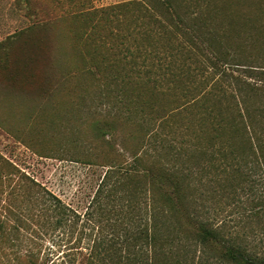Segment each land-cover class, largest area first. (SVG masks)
I'll return each instance as SVG.
<instances>
[{
	"label": "rangeland",
	"instance_id": "rangeland-1",
	"mask_svg": "<svg viewBox=\"0 0 264 264\" xmlns=\"http://www.w3.org/2000/svg\"><path fill=\"white\" fill-rule=\"evenodd\" d=\"M57 1L59 14L84 16L53 27L49 36L37 28L47 0H0V43L37 26L7 46L8 54L0 50V117H6L0 125V264H127L118 260L125 252L122 226L127 220L108 209L131 208V217L138 212L140 193L148 188L133 155L145 165L158 161L174 167L184 177L192 210L216 226L235 227L245 204L242 208L232 200V184L203 152L206 142L197 145L212 133L207 136L202 129L215 115L214 86L233 84L206 61L202 69H196L197 63L173 75L157 71L148 56L142 64L139 51L166 55L167 38L152 36L149 42L134 33L123 38L135 30L125 19L134 12L87 15L128 0ZM251 53L248 48L243 55ZM173 55L182 59L188 54ZM95 59L103 65L94 77L85 69L63 70L84 60L89 66ZM108 118L116 121L112 136L105 137L109 143L94 139L91 123ZM110 169L116 197L99 199L97 207L91 202ZM242 218V231L249 232ZM133 219L127 221L132 234L138 225ZM131 242L129 251L136 252ZM110 247L115 258L108 261L103 256Z\"/></svg>",
	"mask_w": 264,
	"mask_h": 264
},
{
	"label": "trees",
	"instance_id": "trees-1",
	"mask_svg": "<svg viewBox=\"0 0 264 264\" xmlns=\"http://www.w3.org/2000/svg\"><path fill=\"white\" fill-rule=\"evenodd\" d=\"M55 3L60 4V1L47 0L39 18V27L33 24L10 35L0 43V50L8 49L17 38L35 27L51 36L53 27L69 18L78 20L84 16L83 12L59 14L60 7H55ZM125 9L135 13L125 19L127 24H135L136 27L123 34V38L133 33L149 42L153 40L152 36L159 40L160 36L167 38L166 43L163 42L166 55L139 51L142 64L146 65L149 57L157 71L173 75L176 71L189 72L197 63L196 69H202L201 64L206 61L222 79L235 87L214 86L215 115L202 129L207 136L209 131L212 133L207 139L198 140L197 145L206 142L203 152L210 155L209 161L215 162L211 165L220 167L224 179L232 184V200L237 206H245L235 227L216 226L192 210L184 177L174 167L166 168L158 161L145 165L142 157L133 155V162L141 167L139 174L148 189L140 193L135 216H128L133 211L131 208L125 211L124 206L117 210L115 207L108 209L123 214L127 221L134 218L139 225H136L134 234L131 223L126 221L122 226L127 238L123 243L125 252L118 260L127 264H143V261L144 264H264V0H128L88 10L87 15ZM248 48L253 53L244 57ZM193 51L202 59L193 55ZM7 52L4 51L5 54ZM167 52L172 54L168 55L171 59ZM180 52L188 55L182 59L173 55ZM84 62L75 64L70 71L63 70L71 74L82 73L85 69V73L92 77L94 72L101 73L103 62L99 59L93 60L89 66ZM233 68L239 72L237 75L233 74ZM5 118L0 117V125H4ZM115 122L113 118L92 122L94 139L109 143L105 137L112 136ZM197 148L200 149L199 146ZM112 170L105 172L91 204L99 207L100 200L107 198L112 202L116 197L117 181L111 182L115 178ZM22 178L28 179L23 174ZM145 206L146 216L143 215L145 212L142 213ZM242 216L250 225L249 232L242 231L245 227L241 226L244 222ZM119 221L123 225L121 218ZM238 226L239 229L234 230ZM131 240L135 243L136 252L129 251ZM102 244L101 240L95 245L89 257H94V248ZM111 252L112 247L103 259L114 260L115 255Z\"/></svg>",
	"mask_w": 264,
	"mask_h": 264
}]
</instances>
